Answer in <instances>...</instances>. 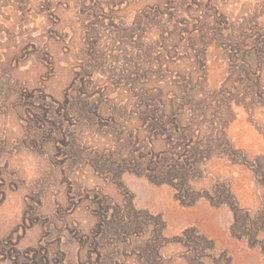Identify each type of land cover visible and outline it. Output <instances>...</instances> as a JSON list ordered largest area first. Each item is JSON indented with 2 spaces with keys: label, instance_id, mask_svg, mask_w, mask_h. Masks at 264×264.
<instances>
[{
  "label": "rangeland",
  "instance_id": "374dc122",
  "mask_svg": "<svg viewBox=\"0 0 264 264\" xmlns=\"http://www.w3.org/2000/svg\"><path fill=\"white\" fill-rule=\"evenodd\" d=\"M0 264H264V0H0Z\"/></svg>",
  "mask_w": 264,
  "mask_h": 264
},
{
  "label": "trees",
  "instance_id": "16d2710c",
  "mask_svg": "<svg viewBox=\"0 0 264 264\" xmlns=\"http://www.w3.org/2000/svg\"><path fill=\"white\" fill-rule=\"evenodd\" d=\"M157 116H158V111L157 110H155L154 111V118H157ZM164 117L165 116H161L159 119H158V121H159V123H160V127L161 126H163V127H165V128H167V123H166V121L164 120ZM159 126V125H158ZM187 133V135H189V137L186 135V133ZM182 137L185 139V140H187V142H183V143H185V144H183V145H190L191 143H192V140H193V138H195L194 137V132L193 131H191V130H184V132H183V134H182ZM229 151L232 153L231 155L234 157V159L235 160H237L238 158H241L240 156V151H238V150H235L234 149V147H230V149H229ZM200 152V154L202 153V151L200 150L199 151ZM228 158L229 159H231V161H232V157L230 156V153H229V155H228ZM160 161H161V159H160ZM247 160L245 159V161L244 160H242V162H246ZM237 162H239V161H237ZM236 162V163H237ZM249 167H251V168H253V165L252 164H249L248 165ZM169 168V167H168ZM170 169H167V176L169 175H171L172 174V171H170ZM258 172V171H257ZM184 174H181V175H175V176H170L173 180L175 179V180H177V182H178V184L180 185H182V184H186V186L184 187V188H186V189H188L189 187H190V182H189V176H187V175H185V173L186 172H183ZM180 182V183H179ZM181 187V186H180ZM189 193H191V195L193 196V203H194V201H196L197 200V198L198 197H200L199 196V194H197V192H195L194 190H190V192ZM208 198H209V200L211 201V203L212 204H214V205H219L220 203H218L217 201H215V199H212L211 197H209L208 196ZM228 200L229 201H227V203L226 204H228V205H231V207L233 208V211H234V214H235V219H236V224L237 223H241V222H243L244 221V218H242L241 216H240V213H239V209H238V206L236 205V200L234 199V197L233 196H231L230 197V194H229V198H228ZM232 204H233V206H232ZM239 216L242 218V221H241V218H239ZM239 219V220H238Z\"/></svg>",
  "mask_w": 264,
  "mask_h": 264
}]
</instances>
